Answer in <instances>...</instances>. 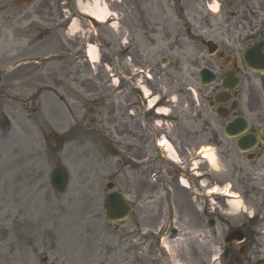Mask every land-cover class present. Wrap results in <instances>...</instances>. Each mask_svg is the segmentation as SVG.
Instances as JSON below:
<instances>
[{
	"label": "rangeland",
	"instance_id": "374dc122",
	"mask_svg": "<svg viewBox=\"0 0 264 264\" xmlns=\"http://www.w3.org/2000/svg\"><path fill=\"white\" fill-rule=\"evenodd\" d=\"M12 1L0 0V121L3 114L8 123L4 128L0 127V201L6 198L15 201L16 206H9L16 209L12 213L22 215L25 219L34 218V215L40 216L42 205L54 202L56 207L59 205L57 211L61 210V214L69 213L73 233L83 228L88 234H99L98 240L108 241V236L113 230L107 229L106 232L102 228L105 219L99 213L107 185L113 183L115 188L128 195L127 198L132 202L133 196L143 191L140 183H133L140 182L141 175L133 173L128 167L118 169L113 153V135L108 133L109 130H103L104 136L99 134V131H102V122H106L107 118L110 120L112 116L114 103L112 104V99L109 98L113 87H102L98 92L97 88L95 91L90 85L85 92L80 91L78 96V87L74 86V96L71 97L69 93L72 92V82L69 77L72 76L76 81H79V78L86 80L88 77L95 81L99 78L105 80L117 69V61L114 59L127 49L131 62L127 59L123 61L122 70L132 73L137 68L160 67L159 59L163 53L153 56V47L137 24L147 20L161 21V15L155 8L150 7H156L150 0H121L120 4L107 0L115 17V30L108 25H93L98 30L97 37L86 36L81 39L74 32L72 37L67 38L63 26L68 22L65 16H70L71 13L66 14L64 8L70 1L74 6V0H32V3L22 7H12ZM100 1L104 3L106 0ZM86 4L91 2L86 0L84 5ZM163 5L166 20L172 24L169 31H174L177 16H180L176 9L177 1L163 0ZM214 10L217 11L216 6ZM71 11H76L75 6ZM155 14H158L157 19L152 18ZM193 15V10L188 8L183 16L191 22ZM89 24V20L83 18L84 31L87 32ZM134 41L138 43L139 50H135ZM89 44H97L100 48V61L95 69L86 62L85 51ZM167 69L169 68H160V75L156 73L151 81L141 78L136 87L147 85L153 93L159 95L165 91L177 94V87H181L177 84L180 78H171L172 73H167ZM193 84L194 79L185 74L182 79L183 96L179 97L180 102L182 99L185 105V128L181 133L182 137L178 140L180 129L178 130L176 125L170 132L166 130V133L169 137L173 136L176 147L184 146L186 150L201 151L204 154L205 158L201 160L207 162L202 165L195 163L194 166L199 170L194 172H206L203 184L208 185V188H221L225 184L234 186L229 193L236 196L234 201L242 202L240 210L233 212L227 206L226 209L222 207V212L225 213L229 209L232 222H239L243 211L257 214L262 203L248 195L247 190L236 185L231 179L228 164L220 151L221 146L218 145L226 143L223 129L217 116L207 105L203 106L197 93L192 94L195 90ZM173 86L175 87L172 88ZM79 102L85 105L83 109L78 105ZM91 106L95 109L93 116L87 113ZM199 113L202 118L209 119L212 123L213 130L218 135L217 142L204 131ZM94 118L95 121L92 120ZM52 135L62 141L59 153H53L47 147L46 138ZM180 140L184 142L183 145ZM195 157L193 151L187 155L188 161L194 160ZM58 164L64 166L70 176L68 189L61 196L55 195L50 185V174ZM189 168H193V165L190 164ZM152 173L153 181H159L164 176L158 173V170H153ZM130 184L133 185L132 189L129 188ZM169 191L158 188L152 192L154 199L163 200L166 214L158 221L156 217L160 216L158 212L161 203H151L153 228L159 224L164 225L163 221L169 218L170 207L166 199L170 197L174 219L176 220V211H179L178 220L185 235L176 241L168 239L169 257L174 258L175 252L186 263H208L212 253L219 254V247L209 245L206 241L208 237L194 235L197 234L194 232L199 222L198 206L192 204L189 199L191 195L183 188L175 186ZM134 199L136 200V197ZM146 206L149 207V204H142L140 207L138 204L141 210ZM136 212L138 211L135 204L133 214ZM94 213L96 220L92 222L89 215ZM56 217L58 221L59 215ZM121 229L129 233V223ZM72 245V256L74 254L76 258L74 262H79L81 260L75 252L76 246L74 243ZM194 246L198 250H207V258H193L191 254L195 250ZM41 259L42 256L40 264H43ZM0 264L3 263L0 261Z\"/></svg>",
	"mask_w": 264,
	"mask_h": 264
},
{
	"label": "flooded vegetation",
	"instance_id": "af4514ba",
	"mask_svg": "<svg viewBox=\"0 0 264 264\" xmlns=\"http://www.w3.org/2000/svg\"><path fill=\"white\" fill-rule=\"evenodd\" d=\"M150 1L156 5L150 7L161 15V21L147 20L137 25L153 47V56L163 54L159 59L160 67H145L142 71L151 74L148 80L151 81L156 73L160 75V68H169L167 73H172L171 78H180L177 84L181 87H177V94L165 91L159 95L146 85L149 95L144 97L136 87L137 79L121 69L127 57L126 52L117 57V69L110 75L112 80L99 78L95 81L88 77L76 81L72 76L69 77L72 82V92L69 93L71 97L74 96V86L78 87L77 95L80 91L85 92L90 85L95 91V88L98 91L102 87L108 89L113 86L109 98L114 103L112 116L110 120L107 118L106 122H102L99 134L104 136L103 130H109L108 133L113 135V153L118 169L128 167L133 173L141 175L140 182H133L135 185L140 183L143 191L135 196L138 212L132 214L129 233L115 228L109 234L108 241H100L97 239L99 234H88L83 228L73 233L69 213L61 214L53 202L42 205L40 216L25 219L22 215L12 213L16 209L9 206H16V202L6 198L0 201V261L3 264H40L41 256L43 264H189L175 252L174 259L170 261V249L165 242L175 231L172 227L173 213L161 229H154L151 205L152 192L162 185L167 189L180 187L179 179L185 175L187 168L185 154L189 149L176 147L173 136L170 134L169 137L166 133V130L170 132L176 125L180 129L179 140L184 131V103L182 99L180 102V98L183 96L182 79L186 73L195 79V93L203 106L207 105L217 116L223 129L226 143L218 145L228 164L231 179L262 203L259 213L251 219L245 215L239 222L233 223L223 215L222 207H227L225 201L220 200V206H212L205 199L191 197L189 199L192 204L198 206L199 216L194 232L197 234L194 235L208 237V244L218 247L229 233L240 229L243 242L233 240L227 246V257L223 256L218 264H264V138L261 137L264 129V75L255 73L246 63L248 55L251 59L264 62V0H178L182 15L174 27L175 32L169 31L172 24L166 20L163 0L160 3L157 0ZM215 4L222 8L219 15L209 13ZM188 8L194 12L191 22L183 16ZM152 18L157 19L158 14ZM134 45L135 50H139L138 43L134 41ZM163 62L167 63L166 67L162 66ZM205 70L216 78L212 86H204L202 83L201 74ZM149 96L155 100L153 105H149ZM78 105L82 109L85 107L82 102ZM162 109L168 113L161 115ZM201 116L199 113L204 131L217 142L218 135L212 123ZM224 130H227V135ZM164 138L177 150V166L166 161L160 154L154 159V144ZM180 142L184 144L182 140ZM158 161L163 163V171L170 180L153 185L150 179ZM197 175L201 179L192 174V185L196 189L205 180L206 172ZM132 186L130 184L129 188L132 189ZM147 203L149 207L139 209L140 205ZM162 212L163 205L158 212L160 216L156 217L158 221L163 216ZM178 215L179 211H176V237L185 235ZM209 223L213 225L212 229L208 228ZM73 243L81 260L79 262H74L76 258L74 254L72 256ZM206 252L195 247L191 255L199 260L207 258ZM210 259L205 264H212Z\"/></svg>",
	"mask_w": 264,
	"mask_h": 264
},
{
	"label": "bare ground",
	"instance_id": "6f19581e",
	"mask_svg": "<svg viewBox=\"0 0 264 264\" xmlns=\"http://www.w3.org/2000/svg\"><path fill=\"white\" fill-rule=\"evenodd\" d=\"M83 2L85 0H82ZM84 10L86 11V13L88 12V14L90 13V15H92L93 17H95V19H97L98 22L101 23H106L109 19L110 11L107 9L106 6H102L101 5V1L100 0H95L92 2V4H83ZM87 54L90 58V60L93 63H96L99 59V53H98V49L96 48V46L94 45H90L87 51ZM144 91L148 94V90L146 88H144ZM154 102H152L151 104H153ZM163 114L166 113V111L162 112ZM166 138H164L165 140ZM167 140V139H166ZM163 147L166 149V151H168L169 153L173 152V147L172 144L170 145L167 141L163 142ZM242 202H237V201H232L229 202L228 205L230 206L231 211L235 212L238 211L240 206H241Z\"/></svg>",
	"mask_w": 264,
	"mask_h": 264
},
{
	"label": "water",
	"instance_id": "95a60500",
	"mask_svg": "<svg viewBox=\"0 0 264 264\" xmlns=\"http://www.w3.org/2000/svg\"><path fill=\"white\" fill-rule=\"evenodd\" d=\"M24 2H25L24 0H21L16 2V4H22ZM49 145L53 151L58 150V143L55 140L50 139ZM52 181L53 183L56 184V187L60 191H62L66 183L68 182V176L66 171L62 168L56 170L54 172ZM108 206L112 214H119L120 216H124V217L128 215L129 207L126 206L124 202V197L121 194L111 193L108 199ZM115 210H117V212Z\"/></svg>",
	"mask_w": 264,
	"mask_h": 264
}]
</instances>
